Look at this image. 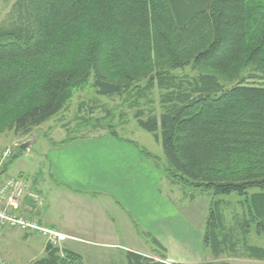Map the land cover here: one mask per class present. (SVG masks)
I'll return each instance as SVG.
<instances>
[{
    "label": "trees",
    "instance_id": "obj_1",
    "mask_svg": "<svg viewBox=\"0 0 264 264\" xmlns=\"http://www.w3.org/2000/svg\"><path fill=\"white\" fill-rule=\"evenodd\" d=\"M17 5L21 22L0 28V130L32 135L89 85L132 107L141 98L153 103L159 90L161 113L146 117L139 108L135 118L162 144L171 178L191 189L242 197L232 223L224 200L212 198L204 247L214 260L201 264H230L218 261L223 256L264 260V245L250 241L253 232L264 237V0ZM186 67L196 75L174 71ZM82 119L84 129L107 128L100 117ZM69 135L53 145L79 137ZM152 241L163 253L160 260L128 251L127 264H182L167 262V249ZM33 264L84 263L80 254L48 242Z\"/></svg>",
    "mask_w": 264,
    "mask_h": 264
},
{
    "label": "crops",
    "instance_id": "obj_2",
    "mask_svg": "<svg viewBox=\"0 0 264 264\" xmlns=\"http://www.w3.org/2000/svg\"><path fill=\"white\" fill-rule=\"evenodd\" d=\"M47 159L51 176L44 184L48 185L46 190L50 191L51 198L46 197L37 179L32 181L27 172L20 171L14 176L21 177L25 190L18 200V209L13 211L69 235L63 248L80 254L84 264L89 255L92 263L115 264L116 260L107 255L112 251L123 253L121 264H127L128 251L149 256L144 248L128 244L127 241H133L129 234H121L124 229L137 237L134 226L165 247L171 262L175 260L171 255L172 247L187 244L185 216L181 208L171 204L163 189L162 171L134 144L109 135L79 136L68 144L52 145ZM6 174H10L9 166ZM170 218L183 222L181 236L177 224L164 222ZM18 232H22V236L15 242ZM78 239L86 240L85 247H96L97 251L83 252L76 245ZM46 245L47 241L39 233L19 229H4L0 239L8 264H17L14 260L18 259L8 247H13L14 252L24 249V255L31 254L29 264H33L45 256Z\"/></svg>",
    "mask_w": 264,
    "mask_h": 264
},
{
    "label": "rangeland",
    "instance_id": "obj_3",
    "mask_svg": "<svg viewBox=\"0 0 264 264\" xmlns=\"http://www.w3.org/2000/svg\"><path fill=\"white\" fill-rule=\"evenodd\" d=\"M17 4L18 0H0V28L7 25L12 26L16 22H21L22 19L20 17V12ZM174 71L179 76L188 75L191 77L196 75V72L191 67L176 69ZM159 93V90H155L151 95L154 99L153 103H150L148 98H141L139 101L140 106L132 107L130 106V102L126 101L123 97L101 96L96 92V89L93 86L89 85L75 94L74 98L70 101L68 107L65 110H63L57 116L53 117L51 120L44 123L42 126L38 127L35 130L34 133H40L39 138L29 152H24L20 148V144L30 140L32 138V135H16L13 130H10L6 127L1 129V177L21 178L14 175H19L18 173L20 171H25L27 172L28 176L31 177L32 181L33 179H37L39 186H43L46 197L50 199L51 193L49 190H46L48 188V185L44 184V182H48L46 181V179H49L51 176L50 162L47 159V151L53 145L54 141L65 140L66 138H68V136H70L69 131L71 133L75 132V134H77L76 136L86 134L92 136L109 135L111 137H114L112 135L117 134L118 136L126 139L128 142L135 141L138 144V147H141L152 154V158L147 156L146 157L152 161L156 169L162 171L163 189L167 191V195L171 199V204L181 208L180 211L185 216V220L183 222L185 225L184 235L187 244L184 246L174 248L172 247L171 255L175 258L174 262L184 264H200L208 260H214L210 250L204 247L203 242V224L206 222L211 202L214 198H216L217 200H224V211L227 216V220L232 223V216L234 214H238L242 210V208L237 206L238 201L242 197L238 193H232L230 195H214L212 191H200L191 189L184 186L183 184H180L179 182L174 181V179L171 178L170 174L166 170V159L162 144L156 140L155 136L152 133L140 128L137 123V119L135 118V114L139 108L144 109V111L146 112V117H148L152 111L157 114L161 113L162 108ZM81 104H83V108L80 109ZM105 109L110 110V112L112 113L110 118ZM91 115L93 117L102 118L103 124L107 128L84 129L85 126L83 124L86 120L82 119V117H90ZM2 125H6V123ZM8 166L10 171L9 175L6 174ZM258 191L261 190L252 189L250 190V193ZM0 199H2L1 196ZM15 213L21 215L17 211ZM172 213L173 210L171 208L170 214ZM24 217L32 219L30 216ZM164 222H169V224H171L172 226H174V224H177L178 234L180 236L182 235V231L184 228L183 222H175L173 218L165 220ZM7 228L16 230L19 229L20 231H24L18 227ZM134 229L137 237H134L130 232L126 233L124 229H122L121 234H129L133 239V241H127L129 242L128 244L132 245L133 247L136 246V248H144L149 256L155 257L157 260H160V257L163 253L155 247V244L152 241V237H150L143 229L138 226H134ZM21 233L22 232H18L17 234H15L17 236L14 239L15 242H18V240L21 239ZM63 234L67 235L66 233ZM41 235L48 243L47 236H45L44 234H40V236ZM1 238H3V236ZM68 238H70L69 235H67V238L62 240L58 244V246L62 249H65L63 248V243ZM85 241L86 240L78 239L76 241V245H78L83 252L97 251L96 247H85L87 246V244H85ZM125 241L126 240L124 238V242ZM250 241L253 244L264 245V237L256 235L255 232L251 234ZM8 249L9 251H12V253H16L15 255L18 257V259H15L14 261L17 264H29L31 254L28 253L24 255L25 250L22 248H20L19 251L17 250L16 252H14L15 249L11 246L10 248L8 247ZM4 254V250H1L0 248V256H2L4 264H8L7 260L4 258ZM107 255L108 257L116 260L115 264H121L120 257H123V253L112 251L111 253H107ZM167 255L169 256L168 251ZM166 261L169 263H174L169 261L168 258L166 259ZM218 261H227L230 264H264V260L251 259L247 257L223 256ZM86 262L87 264H97L91 262L90 255L86 257ZM122 264H126V262H122Z\"/></svg>",
    "mask_w": 264,
    "mask_h": 264
},
{
    "label": "built area",
    "instance_id": "obj_4",
    "mask_svg": "<svg viewBox=\"0 0 264 264\" xmlns=\"http://www.w3.org/2000/svg\"><path fill=\"white\" fill-rule=\"evenodd\" d=\"M2 169L0 167V238L3 236V229L7 227H18L31 233L44 234L48 242L58 246V244L67 238V235L60 233L54 228L45 226L35 219L26 218L16 214L13 210L18 209V200L25 190V184L21 178L1 177ZM0 264H4L0 256Z\"/></svg>",
    "mask_w": 264,
    "mask_h": 264
},
{
    "label": "water",
    "instance_id": "obj_5",
    "mask_svg": "<svg viewBox=\"0 0 264 264\" xmlns=\"http://www.w3.org/2000/svg\"><path fill=\"white\" fill-rule=\"evenodd\" d=\"M39 134L40 133H33L32 134V138L26 142H23L20 144V148L24 151V152H29L32 148L33 145L37 142L38 138H39Z\"/></svg>",
    "mask_w": 264,
    "mask_h": 264
}]
</instances>
